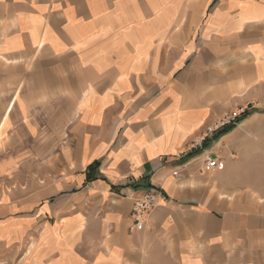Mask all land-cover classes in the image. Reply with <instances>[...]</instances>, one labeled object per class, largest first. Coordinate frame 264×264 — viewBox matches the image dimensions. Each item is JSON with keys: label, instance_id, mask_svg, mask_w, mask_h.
I'll return each instance as SVG.
<instances>
[{"label": "crops", "instance_id": "0c3cea01", "mask_svg": "<svg viewBox=\"0 0 264 264\" xmlns=\"http://www.w3.org/2000/svg\"><path fill=\"white\" fill-rule=\"evenodd\" d=\"M263 128L264 0H0V264H264Z\"/></svg>", "mask_w": 264, "mask_h": 264}, {"label": "built area", "instance_id": "2783aa9c", "mask_svg": "<svg viewBox=\"0 0 264 264\" xmlns=\"http://www.w3.org/2000/svg\"><path fill=\"white\" fill-rule=\"evenodd\" d=\"M249 105L247 107H242L238 110L237 115L234 117H230L229 119L223 120L215 130L209 129V133H213L215 131L220 132L227 126L234 124V121L237 117L245 115L249 111ZM206 165L208 169H215L218 167H222L223 165H219L216 158H212L208 156L206 159ZM160 195L155 191H148L144 193L139 199H137L134 203L133 207V217L135 221V227L141 225V223L145 220L147 216H149L158 206Z\"/></svg>", "mask_w": 264, "mask_h": 264}, {"label": "trees", "instance_id": "16d2710c", "mask_svg": "<svg viewBox=\"0 0 264 264\" xmlns=\"http://www.w3.org/2000/svg\"><path fill=\"white\" fill-rule=\"evenodd\" d=\"M234 129H235L234 124L225 127L224 129H222V130L220 131V134H219L218 139L221 138V137H223V136H225V135H227V134H229V133L232 132ZM205 143H206V141H205ZM99 165H100L99 163H95V164L91 165V166L88 168V171H89V172H88V175H87V181H89V182H93L94 180L97 179L96 176H92V175H91V172L94 171V170H96V169L99 167Z\"/></svg>", "mask_w": 264, "mask_h": 264}, {"label": "rangeland", "instance_id": "374dc122", "mask_svg": "<svg viewBox=\"0 0 264 264\" xmlns=\"http://www.w3.org/2000/svg\"><path fill=\"white\" fill-rule=\"evenodd\" d=\"M248 108H250V109H249L248 114L246 115V117L243 118V121H244V120H247L248 118H250V117L253 116L254 114L256 115V112H254L253 110H252V112H251V105H249ZM250 112H251V113H250ZM249 113H250V114H249ZM242 116H243V115H242ZM229 118H230V117H228L227 119H229ZM234 126H235V128H236L237 125H234ZM263 129H264V128H263ZM238 130L240 131V128H238ZM253 130L256 131L255 128H253ZM260 134H261V133H260ZM260 134H259V135H260ZM262 134L264 135L263 132H262ZM259 135H258V136H259ZM259 137H260V136H259ZM233 158L235 159V157H233ZM235 160H236V159H235ZM243 166H244V165H243Z\"/></svg>", "mask_w": 264, "mask_h": 264}]
</instances>
